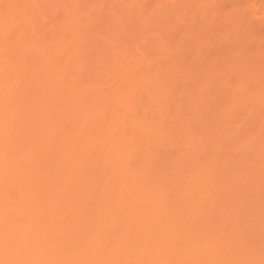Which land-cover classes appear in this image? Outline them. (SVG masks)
Masks as SVG:
<instances>
[{"label": "bare ground", "instance_id": "bare-ground-1", "mask_svg": "<svg viewBox=\"0 0 264 264\" xmlns=\"http://www.w3.org/2000/svg\"><path fill=\"white\" fill-rule=\"evenodd\" d=\"M0 264H264V0H0Z\"/></svg>", "mask_w": 264, "mask_h": 264}]
</instances>
